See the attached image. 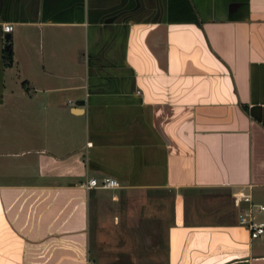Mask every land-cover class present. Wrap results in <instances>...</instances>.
Masks as SVG:
<instances>
[{"label": "crops", "instance_id": "1", "mask_svg": "<svg viewBox=\"0 0 264 264\" xmlns=\"http://www.w3.org/2000/svg\"><path fill=\"white\" fill-rule=\"evenodd\" d=\"M255 201L264 0H0V264H264Z\"/></svg>", "mask_w": 264, "mask_h": 264}, {"label": "built area", "instance_id": "2", "mask_svg": "<svg viewBox=\"0 0 264 264\" xmlns=\"http://www.w3.org/2000/svg\"><path fill=\"white\" fill-rule=\"evenodd\" d=\"M2 26L4 30H9L13 27V22L4 21L2 23ZM86 184L89 186L90 185L114 186L120 184V181L116 176L112 174H104L101 177H98L96 175H91L88 177ZM242 197L250 198V194L248 192H244L243 190H236L234 192V199L236 202H239ZM259 208H264V203H259ZM240 221L246 223L250 235L252 236L258 235L264 230V219L255 218L250 209L245 210L244 213H240Z\"/></svg>", "mask_w": 264, "mask_h": 264}, {"label": "rangeland", "instance_id": "3", "mask_svg": "<svg viewBox=\"0 0 264 264\" xmlns=\"http://www.w3.org/2000/svg\"><path fill=\"white\" fill-rule=\"evenodd\" d=\"M172 91H166V95H167V97H174V96H176L177 94L175 93V94H170ZM173 93V92H172ZM94 200H96V197L94 198ZM258 201H255L254 203H253V208H254V210H257L258 209ZM96 206H97V204H96ZM242 210L244 209V207H242L241 208ZM96 211H97V209H95ZM233 213H235L234 211H233ZM253 216L255 217V218H260L259 217V215H254L253 214ZM97 245H98V252H97V254L99 255V258H103V254H102V252H103V247H102V241H98L97 242ZM100 264H104L103 262H100Z\"/></svg>", "mask_w": 264, "mask_h": 264}, {"label": "water", "instance_id": "4", "mask_svg": "<svg viewBox=\"0 0 264 264\" xmlns=\"http://www.w3.org/2000/svg\"><path fill=\"white\" fill-rule=\"evenodd\" d=\"M4 39L5 41V46L8 48L11 46V32L10 30H5L4 32Z\"/></svg>", "mask_w": 264, "mask_h": 264}, {"label": "trees", "instance_id": "5", "mask_svg": "<svg viewBox=\"0 0 264 264\" xmlns=\"http://www.w3.org/2000/svg\"><path fill=\"white\" fill-rule=\"evenodd\" d=\"M7 52H8V54L11 53V47H8V48H7ZM8 59H9V58H8ZM9 60H10V59H9Z\"/></svg>", "mask_w": 264, "mask_h": 264}]
</instances>
